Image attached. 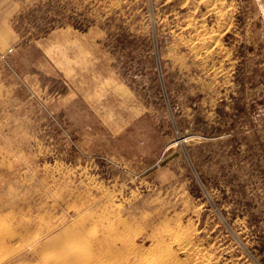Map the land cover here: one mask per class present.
<instances>
[{
	"label": "rangeland",
	"instance_id": "rangeland-1",
	"mask_svg": "<svg viewBox=\"0 0 264 264\" xmlns=\"http://www.w3.org/2000/svg\"><path fill=\"white\" fill-rule=\"evenodd\" d=\"M90 263L264 264V0H0V264Z\"/></svg>",
	"mask_w": 264,
	"mask_h": 264
},
{
	"label": "bare ground",
	"instance_id": "bare-ground-1",
	"mask_svg": "<svg viewBox=\"0 0 264 264\" xmlns=\"http://www.w3.org/2000/svg\"><path fill=\"white\" fill-rule=\"evenodd\" d=\"M185 236H183V238H184ZM187 240V239H186ZM185 242V239H184V241H183V243ZM185 244V243H184ZM129 248V247H128ZM130 249V248H129ZM172 257V256H171ZM174 257V256H173ZM70 258V257H69ZM70 260V259H69ZM92 260V259H91ZM91 262V261H90ZM91 264V263H90Z\"/></svg>",
	"mask_w": 264,
	"mask_h": 264
}]
</instances>
